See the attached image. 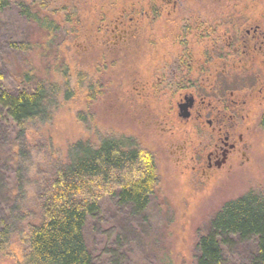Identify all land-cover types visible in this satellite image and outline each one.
I'll list each match as a JSON object with an SVG mask.
<instances>
[{"label":"rangeland","instance_id":"1","mask_svg":"<svg viewBox=\"0 0 264 264\" xmlns=\"http://www.w3.org/2000/svg\"><path fill=\"white\" fill-rule=\"evenodd\" d=\"M43 6L72 17L54 43L71 93L65 99L59 95L49 119L26 133L23 165L31 182L23 187L29 209L38 212V184L52 166L66 163L73 144L129 140L153 158L157 184L138 216L118 207L111 189L100 196V212L83 230L92 264H194L197 239L223 204L264 193V45L259 48L264 40L255 35L257 50L250 55L258 56L252 59L231 50L253 35L247 31L258 27L264 35V0H41ZM0 20L10 34L26 29L15 12L3 13ZM34 38L42 44L41 37ZM226 51L230 59H219ZM53 57L29 54L26 64L63 85ZM12 59L7 78L26 69L18 56ZM208 73L224 97L233 93L229 101L243 106L233 138L241 134L238 147L244 156L214 174H202L196 158L205 157L209 128L204 125L200 133L194 111L182 109L184 118L178 108L193 93L191 81ZM201 84L210 90V83ZM12 228L0 264L21 262L15 222ZM255 253L254 238L234 236L223 247L222 264H248Z\"/></svg>","mask_w":264,"mask_h":264},{"label":"trees","instance_id":"2","mask_svg":"<svg viewBox=\"0 0 264 264\" xmlns=\"http://www.w3.org/2000/svg\"><path fill=\"white\" fill-rule=\"evenodd\" d=\"M40 4L41 0H0V15L15 12L25 31L42 32L34 36L25 31L10 34L0 20V52H8L0 57V250L15 233V222L23 245L22 264H92L83 230L86 222L99 214L100 196L111 189L118 207L128 208L132 216L141 215L149 206L157 175L153 158L129 140L105 139L96 146L79 141L69 148L66 163L52 166L38 184V212L29 209L23 187L24 181L31 182L23 165L26 133L49 119L59 95L65 99L71 93L65 88V67L56 57L54 43L61 26L72 17L66 19ZM34 37H41L42 44ZM29 54L55 56V72L61 75L63 85L38 75L29 62L26 64ZM13 56H18L26 69L7 78V63L13 62ZM262 119L264 124V113ZM234 236L254 238L256 253L248 264H264V193H247L223 204L207 232L197 239L194 264H222L223 247Z\"/></svg>","mask_w":264,"mask_h":264},{"label":"flooded vegetation","instance_id":"3","mask_svg":"<svg viewBox=\"0 0 264 264\" xmlns=\"http://www.w3.org/2000/svg\"><path fill=\"white\" fill-rule=\"evenodd\" d=\"M251 33H253V35ZM258 33L262 35L264 40V35L262 32L258 31V27L253 29L252 32L247 31L246 35L251 34L250 37H247L249 39L247 40L246 38L245 40V38H243L240 48L236 47L234 44L231 49L232 53L235 55L237 53L245 55L247 52L250 59H252L251 57L258 56L257 54L254 56L250 55L252 52H256L257 50L254 40L255 35ZM235 43H237V39ZM263 45L264 41L261 42V46L259 48ZM221 54L222 55H219V59H230L229 51H226V54ZM200 77V79H194L193 83L191 81L190 85L192 86H190V89L193 93H190V95H188L189 97H183L180 103H178L179 116L183 115L181 110L182 107L191 109L195 113L194 120L201 127L199 129L200 133L203 131L204 125H207L209 128L210 133L208 134L207 141L210 143H208L203 149L205 157L202 158V156L196 155V158L197 163L201 165L200 168L202 170V174H214L224 171L226 167L230 166V163L238 161L241 156H244L241 148L238 147L242 141L241 134L237 135V141L233 138L236 133V127L239 123L237 118L239 115L238 112L241 108H243V106H239V103L237 102L229 101V98L233 93H229L230 97L223 96L224 89L221 87L219 82L216 83L211 81V77H213L212 73H208L205 76L200 75ZM203 81H205L207 85L209 83L211 84L210 90L201 84ZM197 101L198 104L196 103ZM212 101L216 103L215 106L212 105ZM199 131L197 132L199 133Z\"/></svg>","mask_w":264,"mask_h":264},{"label":"water","instance_id":"4","mask_svg":"<svg viewBox=\"0 0 264 264\" xmlns=\"http://www.w3.org/2000/svg\"><path fill=\"white\" fill-rule=\"evenodd\" d=\"M182 109H185V107H182L181 110H182ZM182 116L185 118V117H187L188 115H187V114H183Z\"/></svg>","mask_w":264,"mask_h":264}]
</instances>
